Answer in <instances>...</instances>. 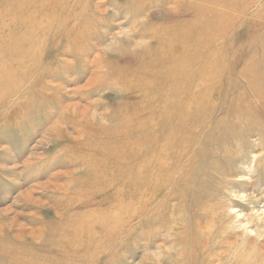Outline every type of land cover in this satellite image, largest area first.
I'll list each match as a JSON object with an SVG mask.
<instances>
[{"label": "rangeland", "instance_id": "1", "mask_svg": "<svg viewBox=\"0 0 264 264\" xmlns=\"http://www.w3.org/2000/svg\"><path fill=\"white\" fill-rule=\"evenodd\" d=\"M0 264H264V0H0Z\"/></svg>", "mask_w": 264, "mask_h": 264}, {"label": "bare ground", "instance_id": "2", "mask_svg": "<svg viewBox=\"0 0 264 264\" xmlns=\"http://www.w3.org/2000/svg\"><path fill=\"white\" fill-rule=\"evenodd\" d=\"M235 6V5H234ZM22 53V52H21ZM2 73H4V72H2ZM5 100H6V97H4V99L2 100V102L4 101L5 102ZM73 247H72V250L75 252V254L76 253H78L79 252V254H81L82 255V257H83V255L84 254H86V252H89V248H87V249H84V252H81L80 250H82V248L81 247H79L78 245H72ZM70 257H74V258H76V259H80V258H78L77 256H74V255H70Z\"/></svg>", "mask_w": 264, "mask_h": 264}]
</instances>
